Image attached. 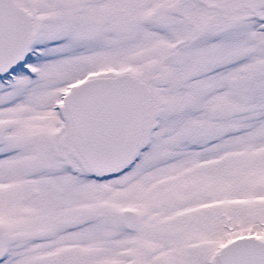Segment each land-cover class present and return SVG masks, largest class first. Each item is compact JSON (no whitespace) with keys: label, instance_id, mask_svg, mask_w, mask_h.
<instances>
[{"label":"snow or ice","instance_id":"obj_1","mask_svg":"<svg viewBox=\"0 0 264 264\" xmlns=\"http://www.w3.org/2000/svg\"><path fill=\"white\" fill-rule=\"evenodd\" d=\"M0 264H264V0H0Z\"/></svg>","mask_w":264,"mask_h":264}]
</instances>
